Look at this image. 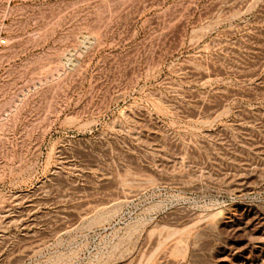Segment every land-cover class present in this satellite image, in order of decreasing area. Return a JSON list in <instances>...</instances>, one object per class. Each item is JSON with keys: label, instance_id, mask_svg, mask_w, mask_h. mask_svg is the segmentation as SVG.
Wrapping results in <instances>:
<instances>
[{"label": "rangeland", "instance_id": "374dc122", "mask_svg": "<svg viewBox=\"0 0 264 264\" xmlns=\"http://www.w3.org/2000/svg\"><path fill=\"white\" fill-rule=\"evenodd\" d=\"M0 264H264V0H0Z\"/></svg>", "mask_w": 264, "mask_h": 264}]
</instances>
